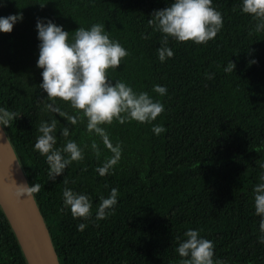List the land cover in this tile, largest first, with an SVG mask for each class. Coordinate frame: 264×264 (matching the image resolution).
<instances>
[{"label": "trees", "instance_id": "16d2710c", "mask_svg": "<svg viewBox=\"0 0 264 264\" xmlns=\"http://www.w3.org/2000/svg\"><path fill=\"white\" fill-rule=\"evenodd\" d=\"M168 3L4 0L0 6V15L23 16L11 32H0V107L16 114L3 128L28 184L41 185L34 198L60 264H179L176 237L183 239L188 228L201 229L200 234L213 241L214 259L264 264L252 195L264 161V31H254L256 21L241 12V0H213L223 18L215 38L206 44L170 38L174 54L160 62L156 49L162 34L153 31L148 20ZM39 17L63 25L69 37L79 26L105 24L110 38L128 51L116 69L106 70L108 76L164 104L151 124L113 120L104 125L113 143L121 141L123 148L111 174L96 173L100 161L86 148L82 161L71 163L51 181L45 158L33 151L38 124L48 119L57 120V135L60 127L68 126L78 144L99 142L86 132L83 118L70 125L44 108L52 101L39 88ZM229 60L235 68L226 73ZM207 73L214 75L207 79ZM154 84L166 86L167 93L153 92ZM54 102L69 115L77 111L60 98ZM153 124H162L165 131L154 134ZM60 141L58 135V145ZM105 155H110L106 149L101 159ZM64 179L67 187L91 197L93 214L99 197L116 187L115 211L99 221L74 219L70 211L61 210ZM81 222L86 227L78 230ZM0 264H28L1 205Z\"/></svg>", "mask_w": 264, "mask_h": 264}, {"label": "clouds", "instance_id": "9594fccd", "mask_svg": "<svg viewBox=\"0 0 264 264\" xmlns=\"http://www.w3.org/2000/svg\"><path fill=\"white\" fill-rule=\"evenodd\" d=\"M3 3L4 0H0V6ZM212 4L213 0H170L166 7L150 14L148 24L153 31L162 34L160 46L156 49L160 62L174 54L169 47L170 38L177 42L191 40L195 44H206L215 38L223 26V18ZM240 10L256 21L255 32L264 31V0H241ZM22 19L19 12L0 15V32H11L13 25ZM35 28L39 40L36 67L42 69L39 88L52 101L44 105L45 110L64 117L70 125H76L83 118L86 120V132L99 138V142L92 139L90 144H78L70 138V128L63 126L59 128L61 141L58 145L57 120H41L32 148L45 158L48 180L55 181L71 163L82 161L86 148H90L93 156L100 161L94 169L96 173L100 176L111 174L121 159L123 148L121 141L113 143L104 125L112 124L113 120L120 124L132 120L151 124L164 111V104L147 91H135L126 81L113 80L108 76L106 70L116 69L128 51L117 39L110 38L105 24L95 22L87 28L79 26L71 37L63 25L48 17L37 18ZM143 38L147 39V36ZM254 62V59L250 61ZM234 68V62L229 60L224 71L232 72ZM213 75L207 73L206 78L211 79ZM152 91L164 96L167 87L154 84ZM54 98L68 102L77 111L69 115L55 105ZM15 115L0 107V127L7 126ZM151 130L159 135L165 128L162 124H153ZM104 149L110 155L101 159ZM259 168L262 170L259 177L261 182L253 186L252 195L254 212L260 217L257 241L264 245V161L259 163ZM63 183L61 210L70 211L74 219L94 218L99 221L115 211L118 197L116 187L110 188L106 197H99L93 214L91 197L67 187V179ZM15 185L13 195L17 200L33 198L41 187L39 183ZM85 227L83 222L77 225L78 230ZM201 231L188 228L183 232V239L176 237L178 244L175 252L181 258L179 264H226L218 257L214 259V243L202 236Z\"/></svg>", "mask_w": 264, "mask_h": 264}, {"label": "water", "instance_id": "95a60500", "mask_svg": "<svg viewBox=\"0 0 264 264\" xmlns=\"http://www.w3.org/2000/svg\"><path fill=\"white\" fill-rule=\"evenodd\" d=\"M15 183H28L3 127H0V205L28 264H60L48 228L33 197L17 200Z\"/></svg>", "mask_w": 264, "mask_h": 264}]
</instances>
